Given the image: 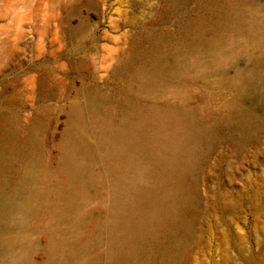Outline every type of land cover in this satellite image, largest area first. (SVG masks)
I'll return each instance as SVG.
<instances>
[{
	"label": "rangeland",
	"instance_id": "374dc122",
	"mask_svg": "<svg viewBox=\"0 0 264 264\" xmlns=\"http://www.w3.org/2000/svg\"><path fill=\"white\" fill-rule=\"evenodd\" d=\"M221 14L229 19L215 26ZM261 23L264 0H0V198L20 203L26 178L48 191L0 220V239L17 240L0 248V264L21 251L33 264H111L114 198L134 195L145 181L135 168H148L154 153L132 159L126 175L89 159L88 184L68 199L55 172L75 125L96 145L154 105L183 112L175 133H186L189 112L206 133L189 143L196 162L186 227L165 261L157 254L149 263L264 264ZM208 37L223 38L222 51L207 50ZM164 62L181 68L179 80L142 87V72ZM76 218L80 226L67 232Z\"/></svg>",
	"mask_w": 264,
	"mask_h": 264
},
{
	"label": "bare ground",
	"instance_id": "6f19581e",
	"mask_svg": "<svg viewBox=\"0 0 264 264\" xmlns=\"http://www.w3.org/2000/svg\"><path fill=\"white\" fill-rule=\"evenodd\" d=\"M241 17V14H234L230 16V19L239 20ZM226 19L229 17L221 14L213 23L215 26H221ZM201 22L206 23V18H201ZM247 23L251 26L252 22L247 21ZM262 24L264 23L259 25ZM222 42L223 38L208 37L205 40V46L207 50L222 51ZM194 62L196 60L192 61L190 66H194ZM259 66L260 63L254 68ZM180 71L181 68L171 62L155 65L150 70L142 72L140 85L149 89L164 88L168 82L179 80ZM255 84H257L256 80L253 85ZM177 109L160 105L149 107L141 111L124 129L115 130L109 136L99 137L96 145L78 137L84 125L82 122L70 131L67 146L62 152L64 169L61 173L55 172L57 178L55 183L61 186L62 195L66 196V199L74 196L88 184L85 166L89 159L95 157L103 159L109 173L118 175V172H123L126 175L133 169L132 159L138 156H152L153 153L155 155L148 168H135L137 174L145 181L133 188L136 189L133 196L116 193L115 198L112 197L114 198L112 206L114 223L112 222L110 231L115 238L116 253L110 261L111 264H150V260L157 254L161 255L162 260L165 261V257L175 248L177 236L186 227L194 202L188 175L196 162L189 143L204 136L206 131L189 112L186 133L182 135H180L182 132L175 133V124L183 113ZM77 117L80 119L82 114L78 113ZM11 130L13 132V127ZM98 150L102 153L99 154ZM112 160H118L120 165ZM26 181H28L27 188L21 193L20 203L4 204L0 198V220L8 218L16 211H26L35 205V202L38 203L41 196L47 195L48 191L41 192L34 187L30 179L26 178ZM120 203L125 204L119 207ZM77 222L71 223L72 227L67 232L77 229L80 226ZM67 234L69 233L58 236L53 244L64 243ZM15 244H17L16 239H0V248L3 250H10ZM152 262L154 263V260ZM9 264L33 263H30L25 253L21 251Z\"/></svg>",
	"mask_w": 264,
	"mask_h": 264
}]
</instances>
